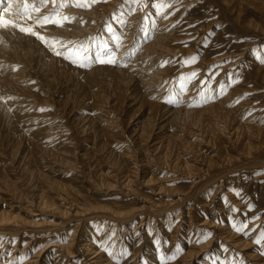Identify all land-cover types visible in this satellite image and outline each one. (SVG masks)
I'll list each match as a JSON object with an SVG mask.
<instances>
[{"label": "bare ground", "instance_id": "obj_1", "mask_svg": "<svg viewBox=\"0 0 264 264\" xmlns=\"http://www.w3.org/2000/svg\"><path fill=\"white\" fill-rule=\"evenodd\" d=\"M184 1L185 3L189 5L190 4L192 5L193 3L190 0H184ZM199 1H201L202 5H208V3H211V1L213 0L211 1L210 0H199ZM8 2L9 0H3V2L0 3V12L3 11V7L7 6ZM24 2H25L24 0H11L12 9L10 10L8 14H5V19H7L8 21L18 26L30 28L31 30L32 29L37 30L39 34L45 36L44 39L47 40L45 41L47 44H51L50 46L53 47L52 45L56 43L57 47L55 48L61 49L60 51H64V52H66L67 48L62 47V45H67L68 47H71V45L68 42H74V43L85 42V41L91 42V40H96L97 42H99L102 39L104 41H107L108 44L113 47L115 51V55L119 59V63L117 64L93 63L90 66L82 68L80 72L94 70L102 74L104 73L105 75H108L106 77L110 76L111 79L112 78L113 79L124 78L125 90L124 89L123 90L126 91V90H129L128 88H131V87L134 88L133 96L136 98L139 96L140 98V106L139 105L138 106L141 108L146 107V118L148 116L149 118L158 120V117L162 116L160 115V113L162 114V112L164 111V114L170 113V114H167V115H170L167 118L169 117L171 118L168 120V122L164 123L161 127L160 126L159 127L164 129L165 126H168L169 124L172 125V122H175V124H177L176 127H172V128L168 127L170 128V130L167 133L165 132L161 133L159 131L161 135L158 139H156L158 137L157 136L158 134L156 135L157 137L155 138L153 137V130H150L149 133L144 132V130L146 131V129L143 130V128L141 127L144 125L143 124L144 121L142 120L141 122H138V123H141L139 124L140 126L135 129V132L133 131L135 133L134 135L136 136V140L138 142L135 140L136 145L134 147V150H132V147H133L132 143L134 141L133 140H129L128 142L125 140L123 141L124 138L122 137L123 129H122V126L120 125V122H121L120 114L119 112H116V108L113 109L115 105L114 107L111 108L107 106L108 104L106 102L105 103L107 105L103 101H99L100 95L94 96L92 99L93 101H91V105L93 108L95 107V111L92 109V111L94 112L93 113L90 112L92 114V117L90 118L91 120H89L88 123L90 124L91 127H93V129L95 127L98 130L100 137H97L99 138L97 139L99 140L98 142H94L96 137L94 140L92 139V137L94 138L93 135L96 134L95 132L90 137V139L93 140L91 142L90 148L87 147L86 149L89 152H90V149L93 150L90 155L92 161L90 163L91 165L89 166H91V169L96 168L95 175L92 177L93 179L94 178L95 179L91 181V183L93 184L92 186L102 192L104 190L105 194H109L113 190H118L117 188H119V190L123 189V191L121 190L122 192L121 195L123 196L132 193V191L135 190L134 186H140L142 188L148 189L149 187H151V185H153L155 182L158 181V177H157L158 171L157 170L159 169L158 168L154 169V167H156L154 166V163H157V161H160V162L162 161L166 165L170 163L171 164V165L169 164L171 166V167L169 166L170 171L172 169L174 170V168L176 169L181 168V170L186 172V174L188 175L185 177L191 178L195 176L196 178L194 179V181L191 182V184L188 183L192 187H194L191 192L184 191V190L181 193L179 192L180 194H177V196L173 200L166 202L167 205L164 207V209H161V210H159L160 208L152 209L148 206L146 207L145 205H143L141 208L136 207L137 208L136 209L131 205L130 206L126 205L125 202L122 201V199L120 198H117L114 201L112 200L111 204L106 203L107 201L103 203V202H100L98 199L92 198L91 195H85L84 193L80 192V190L77 189L75 186H71L69 182H65V181L60 182V181L53 179L54 178L53 174H52L53 178L51 179V175L49 174L50 172L49 169L53 165L51 161V157H50L54 155L53 148L49 147V148L42 149V147H38L40 148V150L42 149V151H36L37 153H35V157H34L35 158L34 166L37 165V167H39L40 169V170L37 169L38 171L37 177H38L39 182L41 183L39 184L41 186V189L38 191V194L34 196L37 202L36 203L37 205L36 204L34 205H36V208L41 207L43 212L45 211H47L48 213L56 212L55 215L57 214V219H54L55 221L51 220L52 222L48 223L46 227H43V228L39 227V229H34L33 232L31 231V234L36 235V236L32 235L28 239L29 241L30 240L33 241V239H35L36 237H38L37 239H39L40 236H42L43 234L45 235L44 237L46 238L49 235H51L50 234L51 231L53 232L56 229L58 230L62 229V227L69 225V223H73L70 226V228H67L68 230L66 229L70 233V235H69V238L67 237V240H66V238L64 237V234L66 231L63 232L62 234L59 235V237L57 238L58 239L57 241H55L54 243H51L50 245L48 244L49 245L48 247L44 246L45 248L44 247L43 249L40 248L39 251L34 252L33 256H31V259L26 258V257L22 258V256L28 250V248H30L28 244L26 243V245H23V243L21 244V240H18V241L16 240L15 245L10 248V253L7 258V262L4 261L3 264H28V262L32 260L33 258L41 259L43 256V253H45L47 249L50 251V253H52L51 256H49V258L48 257L42 258L41 260H44L45 262L52 261V264H59L61 262H65L64 264H70L72 261V257H74L72 256V253L74 252L71 250L76 246H77L76 248H78L79 250H82V252L80 253L83 257H81V261L79 264H83L84 260H87V263H89L88 260L90 259H94L93 261L91 260L92 264H129V263L136 264L138 263L136 259L135 260L130 259L131 253L128 249V245L126 244L127 243L126 241H128L131 238L132 239L131 242L133 244L134 240L139 238V234H138L139 232H137L136 229L139 227V224L141 222H144V223L147 222V225L145 226V229L142 233V240H141V247H145L144 254L141 255V258H143V261L145 258V261L142 262L141 264H162L161 258H163V264H193V259L197 258V253L199 252V250H201V247L199 246L200 244L197 245L199 248H197L196 246L197 250H195L194 249L195 245H193L192 243V240L197 236L196 230H194V232L192 230L191 232L193 235L192 238H187L189 245L187 246L184 252L181 251L182 253L178 254L177 248L175 247L176 257L173 259V261H169L168 257L170 254L169 252L170 247L174 245L173 241L176 239V229L180 227V224L182 225V220L180 218L178 219V217L184 214L185 212H187L188 214L190 213L186 221L187 229H188L186 230V232L189 231L192 225L191 222L193 218L195 219L196 217V216L194 217L196 212L194 211L195 213H193V207L196 204V202H200L199 207H203V209L201 210L203 215L208 216L209 213L211 214V216H208L210 219H205V217L204 218L200 217L201 225L206 224L207 227L213 226L214 228L213 230L215 232L217 230L219 231L220 235L218 236H220L219 238L222 244L225 243L224 245L220 244V246L217 249V252L214 251V255L211 256L210 259L200 260L199 264H214V262L215 264H232L234 255L240 250L242 251V253H239V255L237 254L238 258H241L242 255L243 256L245 255L246 257H248L249 255L250 258L254 259L253 264H264V241L261 242V245L259 244L260 249L259 248L257 249L258 250L257 253L249 252L250 254H247V252H245V249H248L251 247L252 239H254L255 236H258V234L262 230H264V222H263L264 214L262 215L260 219H257V220L250 219L249 220L247 224L248 230L246 229L248 232L238 233L237 231H234V228L231 226L232 218L230 219V215H229L230 213H228L229 210L227 208L228 200L232 196L231 187L234 186L232 185V183L235 182V185H236V183L242 182L243 180L242 177L244 178L247 175H249V178L247 179V181L249 180L248 182L250 183L251 182L250 179L253 178V176L250 173L264 168V63L261 62V58L264 57V40L262 44H257L256 46L255 44L257 42L256 43L248 42L245 45V47L247 51L250 53L249 55H247L246 53L244 54V52H241V54L239 55H241L242 57L239 58L238 61H231L228 64H219V66H216L215 68H213L214 70L212 71V77H214V79L209 89H206V86L205 87L201 86V83L202 82L204 83V80H205L204 78L206 77L204 73H205L206 68L208 67V64H210L211 62L217 59H220L217 57L216 53H215L216 57H212L211 55L199 57L200 59L198 60L197 63L192 64V65L190 64V66L188 67L186 66V68L183 69V71H185L184 73H193V72L197 73V76L194 79H192L191 83L178 80L179 82L177 84H173L174 83L173 80H175V77H174L175 74L173 73V70H174L173 63L174 62L170 63V61L175 59V57L179 55L178 53H181L180 51H184L185 53H189V52L191 53L192 52L191 49L197 46L198 41L201 40V38H203L201 36L204 33V31L200 32L201 29L200 30L199 28L197 29L196 24L192 23V20H191L192 16L184 15V11H186L184 7H181L178 10H173L172 7L174 6V4H176V2L173 3L172 6L169 8L161 9L162 11L161 15H156L157 10L154 8L153 9L148 8L149 10H147L146 12L147 14L145 13L142 14L140 10H135L134 12L130 11L128 15L126 14L127 19L124 20L125 21L123 23L124 26H120L121 28L119 27V29L116 28L115 31L114 29H112L113 33L111 36L109 35L110 33L106 31L107 28L102 30L101 32L102 35L98 36L97 33L104 19L111 13L110 11L112 10V7L116 6L118 2H121L120 0H107V1L102 0V1H98L94 3L93 5H91V7H87V8L73 6L71 0H69L67 6L65 7H60L59 3H57L56 6H53L52 3H48L46 6H39L40 0H27L26 1L27 5L30 6L29 8L30 12L27 10V8L25 9V12L27 10L31 15L30 14L24 15L20 11V7L22 6V4H24ZM219 2L222 5L227 6V8L224 11L221 9L220 10L221 12L223 11L222 12L223 14L225 12V15L227 14L230 16V19H231L230 24H236V26L233 25L234 28L232 29L233 30L237 29V32L235 31L233 33L226 32L227 30L225 27H227L228 29L229 26H225L224 27L225 29L220 28L217 32L221 33V36L219 37L218 33H216V36H218L217 37L218 39L215 40L216 41L215 43H217L218 41H223L224 45L226 44L228 45L229 43L231 44L234 40L240 37L238 29L243 30L244 33L253 32L255 35H257L255 37L257 39L262 40L264 38V3H263L264 1L263 0H219ZM135 5L136 4L127 2V5L125 4V6L120 10L122 11L121 15L125 14L126 11L128 12L127 9H130V8L136 9L138 5L136 8H135ZM37 8H39V11L36 10ZM53 13H55V15H53ZM169 13H174V14L170 15ZM45 16H52L53 20L60 21L61 23L60 24L52 23V22H48L44 24L39 23V21H41L42 18ZM143 16H144V20H143ZM64 17H67V19H63ZM117 21L119 24L121 23L120 21H122V19H119ZM153 21L155 22V27L152 26ZM139 22L141 23L144 22V33L139 38L137 37L138 40L135 43L132 42V45H130L131 40L133 39L134 34H135V29L137 28ZM212 22L210 21L209 23H207V25L209 26ZM111 23H114V21ZM111 23L108 26H112ZM201 27H204V26H201ZM12 29L16 30L15 27H11V26H9L7 29H0V98H2L0 99V124H1V127L3 124V126H6L7 129L12 124L11 118H10L11 113L16 115L18 118L22 117L21 114L26 112L27 107L33 104L31 103L32 101L27 102V100H30V98L34 96L33 95L34 91L32 92L33 89H30L29 88L30 86L24 85L22 80L26 79L24 77L28 75V70H30L29 66L31 62L33 61L37 62L38 57H40V54L42 53V49H40L41 52H39V56L33 59L31 54L32 52H34L35 46H38L37 45L38 43L34 40L36 37L34 36L35 37L34 38L33 36H30V35L28 36L27 34L25 35L24 33H21V32H20L21 34H18L17 32L19 31L13 32L14 30ZM190 34H193V35H190ZM58 37L63 38V41H58L59 40ZM193 37L195 39L191 42L192 47H189V50H182L181 49L182 46L178 45V41L181 39H187V38L191 39ZM53 38H56V40ZM136 43L139 45V48L135 50L136 51L135 52L134 46L136 45ZM215 43H213L215 47L213 48L214 50L218 49V47H216L217 44L215 45ZM220 48H222V46ZM229 51H230L229 52L230 54L231 50ZM191 54H193V52ZM52 55H56V54L52 53L50 55L51 57L48 58L49 60L47 61L49 63L52 62L56 64L61 69L65 68L67 70V67H68L67 61L62 60L64 56L60 55L61 58L60 57L55 58ZM58 56L59 55H56V57ZM226 56H222V57L226 58ZM14 57H17V60H18L17 63L13 61ZM184 57L185 56L177 57V62L175 63H178L181 60V58H184ZM186 58L187 57H185V59ZM165 61H167V63L164 64V66H161V64L164 63ZM14 64H17V65H14ZM234 66H236L235 67L236 69L231 71ZM72 71L70 70V72ZM79 78L82 79V77H79ZM91 78H93V76ZM233 81H238V82L233 83ZM100 82H97V84ZM181 84H186V90L183 92L180 90ZM118 85L120 86V83ZM113 90L115 91L117 89L114 88ZM119 90L122 91V89L120 88ZM119 90L117 92L116 97H117V102H119V109H120L121 105L123 106L124 104L123 100L126 97L125 96L126 93L123 91L119 92ZM70 91L71 90H69L68 92ZM246 91H248L249 94L247 96H244L243 99H241L242 98L241 94ZM201 92L205 93V96H201L200 95ZM14 95H17V96L19 95V96L15 98L13 97ZM73 96H76V92H75V95ZM8 97H13V99L9 100L7 99ZM83 97L85 96L82 95V98ZM206 97H211V99H207V102H204ZM32 98L34 99V97ZM113 98L115 99V97ZM77 99L79 100V98ZM130 100H131V97H130ZM163 100L165 101L172 100L174 102L163 103ZM238 100L239 102H237ZM5 101H7L8 103ZM196 103H199V106H191ZM16 105H18V107H15ZM19 105H23L27 107H23ZM61 106L59 105L61 109L63 107L65 108V106H62V107ZM97 106L98 107L101 106V108L99 109ZM96 107H97V110H96ZM84 108L86 109L85 106ZM88 110L89 109H87V111ZM65 113L67 114L68 112L65 111ZM31 114L33 115V112ZM68 114L67 116L65 115L66 119L69 117ZM51 115L49 117L45 116L46 118H49L48 121H44L43 119L44 122H47L46 127L45 126L41 127L43 126L42 124L41 126L36 127L35 131L33 130V133L37 135V138L38 136L39 138L41 136H42L41 138H43L45 134H47V131L45 129L47 130L49 129L48 134H50V136L52 137V141H55V143H57L58 145L62 147L66 146L67 144L65 145V143H67V141L70 140L73 129L72 131L69 129L70 127L67 125L65 119L57 118V115L56 117L54 115L52 116ZM86 116L87 115H84L81 117L82 118L84 117L83 119H85ZM182 116L187 117V120H190L188 125L185 127H184V124L183 126L178 125L180 121L178 123L177 121H174L177 117L180 118ZM197 116L203 119L204 121V122L202 121L203 124L205 123L204 125L206 126L205 134L204 132H202V134L200 135L197 133L195 134L193 133L194 130L192 126L190 125L192 124V121L195 122L194 118ZM162 117H164V115ZM28 118H29V115H28ZM132 118L131 120H133ZM167 118H166V121H167ZM17 123L18 124L20 123L19 120H17ZM31 124L32 122L30 123V125ZM36 124L34 123V125ZM38 124L40 125V123ZM85 124L87 123L85 122ZM199 124L200 123L197 122L198 126ZM21 126L24 127V125H21ZM72 126H75V124H73ZM153 126L155 125L153 124ZM91 127L89 129H91ZM89 133H91V131ZM89 133L87 135V139L90 136ZM48 134L47 136H49ZM196 134L199 135L197 137V140L194 139V141H192L190 139L191 137L188 138V136L190 135L196 136ZM4 135H6V133ZM82 135L84 134L82 133ZM30 136H33V135H30ZM126 138L128 139V137ZM32 141L34 144L38 146H42L41 143L38 144L37 141L35 140H32ZM84 141H86L85 138H84ZM49 144H52V143H49ZM200 144L203 147H209L210 150H213V155L201 153L200 152L201 148L197 147ZM47 145L45 147H47ZM68 147L67 148L65 147V148L68 149ZM106 150H108V153H107L108 155L109 153L111 154L110 157L107 158V161L105 160L106 154L105 156L101 155V152L106 153ZM205 151H207L206 148H205ZM67 152H69V150ZM151 152L153 153L151 154ZM3 156L4 155H2V158ZM81 156L83 155L81 154ZM85 156L86 157L88 156L89 158V155H85ZM68 157L70 158V156ZM69 158L68 160L70 161H66V162L68 164L70 163L71 164L70 166L72 168V166H74L76 162L74 161L75 160L74 157H73V160ZM2 161H4V159ZM64 163L65 162H63V164ZM6 166L7 165L0 166L1 168L0 176L2 175L0 177L1 178L0 182L8 181V179L4 180V177L5 178L7 177L6 172L8 168H6ZM43 167H45V170ZM108 169L111 171H109ZM10 170L12 172V167L10 168ZM259 172L260 173H258L253 178L252 184L255 186V188L257 187L256 184L258 182H262V180L264 182V170H261ZM92 178H90V174L87 173L86 180H90ZM12 182H15V181H12ZM14 184L15 183H13V185ZM158 184H161V183H158ZM261 185L262 186H260V188L261 187L264 188L263 187L264 183H262ZM1 186L2 185H0V188L2 189L3 186L2 187ZM158 186L159 188H162V185H158ZM125 190H128V191H125ZM262 192H263V189H262ZM99 194L101 193L99 192ZM191 199H193L191 204H188V202ZM247 199H246V202H247ZM259 199L257 197V199L255 200H259ZM13 201L10 203L16 202V200L14 202ZM58 202H61V204ZM213 202L214 203L217 202V204L220 205L218 207L219 209H217L216 211L218 214L216 213L214 214V211H212L214 210V207H212L213 205L208 207ZM246 202L245 204L248 203ZM7 204L8 202L6 203V205ZM188 205H189V208L186 209V206ZM15 206H16V203H15ZM12 207L16 208L18 206L16 207L12 206ZM18 208H20V204ZM176 208H179V211H177L178 217L177 218L175 217L176 219L174 221L176 222L173 224V228L171 227L172 230L168 234L169 237L167 236V230L164 232L165 239L169 238L170 241L168 242L166 246V252L161 253L160 245L158 244L159 246L155 247L153 244V241L151 242V239H153L154 237H156L157 242H159L160 235L154 236L156 235L154 233L155 230L153 229L154 221H153V224H151L150 220H148V217L155 215V221H156V215H158L159 212L164 211V210L168 211L169 209L174 210ZM18 210H21V209H18ZM14 211L13 210L7 211V210H3L2 208L0 211V236H4L6 239H8L9 236L11 237V235H15L19 233L21 230H24L23 227H21V225L27 221V220L24 221L23 219H21L20 216L14 213ZM30 212L29 214L31 215ZM250 213L251 212H246L245 216H247ZM166 215L167 214H165V216ZM215 215L220 216L221 221L219 223H214ZM236 215L233 216L232 222L236 221L235 220L237 217ZM87 222L90 223L88 230L85 232L83 236L79 235L82 229V226L86 224ZM126 223H131L127 229V231H129V236L127 238L120 237V239H118L119 238L118 236H117L118 238L113 236V238L110 239L109 236L106 237V235H108L109 232H112L113 235L115 234L118 235L119 226L121 227V225L126 224ZM166 223H168V221H166ZM35 226L37 227V224ZM195 228L196 227H194V229ZM124 230L125 228L123 229V232ZM54 237H56V235ZM5 241L3 242V244L5 243ZM179 241H180L179 242L180 244L183 243V239H180ZM105 243H109V246L106 245V247H104ZM131 248H132L131 252L135 251L134 253H136L138 251L137 248H134V247H131ZM228 249L232 251L231 261H228V259L226 260L224 256L226 251H228ZM90 256L91 258H88ZM154 257H156V259H154Z\"/></svg>", "mask_w": 264, "mask_h": 264}, {"label": "rangeland", "instance_id": "obj_2", "mask_svg": "<svg viewBox=\"0 0 264 264\" xmlns=\"http://www.w3.org/2000/svg\"><path fill=\"white\" fill-rule=\"evenodd\" d=\"M24 4H22V6L20 7V11L24 14V15H29L30 13V6L27 5V0H24ZM98 1H102V0H98ZM107 1V0H105ZM121 2H118L116 4V6H113L112 7V10L110 11L111 13L104 19V21L102 22V25L101 27L98 29V36L99 35H102V30L106 29L107 26L114 21V23H111V28L115 29H119L120 26H124V20H126L127 18V15L128 13L131 11H135V10H140V12L142 14H147V10H149L148 8H152L150 5H145L143 3H140V4H136L135 5V8L136 9H133V8H130V9H127L128 12L124 11L125 14L121 15V12L120 11L124 6L125 4L127 5V2L126 0H120ZM192 3V5L190 4H187L185 3L184 0H177L176 1V4H174V6L172 7L173 10H178L180 9L181 7H184V9L186 11H184V15L185 16H192L191 20H192V23L196 24L197 26V29L199 28L200 32L201 31H204V35L202 34L201 37V40L198 41L197 43V46L196 47H193L192 52L193 54H191L190 52L189 53H185L184 51H180L181 53H178L179 55L175 57V59L171 60L170 63H173L174 65V70H173V73L175 74V80H173V84H177L180 80L179 78L181 76H187L186 74H189V73H184L185 71H183L184 68H186V66L182 63V61H184L185 57L187 58H190V57H193V56H196L197 57V60L195 63L198 62V60L200 59L199 57H202V56H212V57H217L220 58V59H217L213 62H211L210 64H208V67L206 68L205 70V73L204 75H206V77L204 78V83H201V86H206V89H209V87L212 85V81L214 79V77H212V71L214 70L213 68H215L216 66H219V64H228L229 62L231 61H238L239 58H241L242 56L239 55L241 54V52H244V54L246 53L247 55H249L250 53L247 51L245 45L248 43V42H257L255 44V46L257 44H262L264 38L261 40V39H257L255 38L257 35H255L253 32L249 33V32H246L244 33L243 30H240L238 29V32H239V38L234 40L231 44L229 43L228 45H224L223 41H218L217 43H215L218 38V36L220 37L221 36V33H218L217 31L222 28V29H225L226 28V32H231L233 33L234 31L237 32V29H232L234 28L233 25L236 26V24H230V16L229 15H225V12L224 14L222 13L226 8L227 6L225 5H222L219 0H213L211 1V3H208V5H202L201 1L199 0H190ZM264 1V0H263ZM154 2H157L159 3L160 0H154ZM181 2V3H180ZM195 2V3H194ZM213 3V4H212ZM264 3V2H263ZM181 4V5H180ZM201 4V5H200ZM210 4V5H209ZM27 5V7H26ZM93 5V4H92ZM218 7H217V6ZM41 6V5H39ZM38 6V7H39ZM178 6V7H177ZM204 6V7H203ZM134 7V6H133ZM221 7V8H220ZM27 8V11L25 12V9ZM116 8V9H115ZM208 8V9H207ZM153 9V8H152ZM151 9V10H152ZM223 10L221 12V10ZM213 10V11H212ZM220 10V11H219ZM26 14H25V13ZM217 12V13H216ZM187 13V14H186ZM215 15H214V14ZM127 14V15H126ZM31 15V14H30ZM183 15V16H184ZM145 16V15H144ZM144 16H143V20H144ZM226 16V18H225ZM219 17V18H218ZM197 18V19H196ZM222 18V19H221ZM119 19H122V21H120L121 23L118 24V21ZM194 20V21H193ZM214 20V21H213ZM217 20V21H216ZM111 21V22H110ZM199 21V22H198ZM212 22L209 26L207 25V23L209 22ZM227 21V22H226ZM204 22V23H203ZM218 22V23H217ZM224 22V24H223ZM226 23V24H225ZM230 25H229V24ZM121 24V25H120ZM201 24V25H200ZM203 24V25H202ZM205 24V25H204ZM119 25V26H118ZM207 25V26H206ZM199 26V27H198ZM201 26H204V27H201ZM225 26H229L228 29L227 27ZM225 27V28H224ZM121 28V27H120ZM204 28V29H203ZM14 30V29H12ZM233 30V31H232ZM19 31L17 28L16 30H14L13 32H17ZM32 31L36 32L39 34V32L35 29H32ZM243 31V32H241ZM17 32L18 34H21V33H24L26 35L25 32ZM113 33V31H112ZM112 33H110L109 35L111 36ZM144 33V22L141 23L139 22L138 23V26L137 28L135 29V34H134V37L133 39L131 40V43L130 45H132V42H136L138 39L137 37L139 38L142 34ZM216 33H218V36H216ZM251 35H249V34ZM14 34V33H13ZM28 36H33L31 34H27ZM40 36L42 37H45L41 34H39ZM190 35H193V34H190ZM189 35V36H190ZM242 35V36H241ZM249 35V36H248ZM260 35V34H259ZM188 36V35H187ZM214 36V37H213ZM34 37V36H33ZM32 37V38H33ZM36 37V36H35ZM34 37V38H35ZM259 37V36H258ZM33 38V39H34ZM59 40L58 41H63V38L61 37H58ZM37 37L34 39L38 44V46H35V50L34 52H32L31 56L32 58H36L37 56H39V52L40 49H42V53L40 54V57H38V60L37 62L33 61L31 62L30 64V70H28V75H26V77L24 78H28L27 80L24 79L22 80V82L24 83V85L26 86H30L29 88L30 89H33L32 92H33V95L32 97H34V99L31 97L30 100H27V102H31L34 104L30 105V106H23V105H19V106H23V107H27V111L22 113L21 116L22 117H17L16 115H14L13 113L10 114V118H11V125L10 127L7 129L6 126H3L2 124V127H1V124H0V166H6L7 169V172H6V175L7 177L5 178L4 177V180L5 179H8V181H4V182H0V185L3 186V190L0 188V211H1V208L3 210H7V211H11V210H15L14 213L17 214L18 216H20L21 219H23L24 221L27 220L24 224L21 225V227H23L24 230H21L19 233L15 234V235H11V237L9 236L8 239H6L4 236H0V264H3L4 261L7 262V258L9 256V253H10V248L13 247L15 245V242L16 240H21V244L23 243V245H26V243L28 244V246L30 248H28V250L26 251V253L22 256V258H30L31 259V256H33L34 252H37L41 249H43V247H48L51 243H54L55 241H57L58 237L60 234H62L63 232H65L64 234V237L66 238L67 240V237L69 238V235L70 233L67 231L68 229L67 228H70V226L73 224V223H69V225H66L64 227H62V229H56L54 230L53 232L51 231L50 234L48 237H44L45 235L43 234L42 236H40L39 239H37L38 237H36L35 239L30 240L29 241V237H31L33 234H31V231L33 232L34 229H39V227H46L48 225V223H51L52 221H55L54 219H57V214L55 215L56 212H52L54 214H52L51 212H43V210L41 209V207L39 208H36V198L34 197L35 195L38 194V191L41 189V186L39 184H41L38 180V170L39 167L34 166L35 163H34V157H35V153H37L36 151H42V149L44 148H53V152H54V155L50 156L51 157V161H52V166L51 168L49 169V174L51 175V179H55L57 181H65V182H69V184L71 186H75L77 189L80 190V192L84 193L85 195H91L92 198L94 199H98L100 202H103L105 203H109L111 204L112 200H116L117 198H120L122 199V201L125 202L126 205L128 206H133L134 208L138 207V208H141L143 205H145L146 207H150L152 209H157V208H160L159 210L161 209H164V207L167 205L166 202L170 201V200H173L177 194H180L181 192L184 191H192L194 187H192L190 184L192 181H194V179L196 178L195 176L193 177H185V176H188L186 174V172H184L183 170H181V168L179 169H176L174 168V170L172 169L170 171L169 169V166L170 165H166L164 164L162 161V164L160 161H157V163H154V169H159L157 170V177H158V181L155 182L153 185H151V187H149L148 189H145V188H142L140 186H134L135 190L132 191V193L128 194V195H121L122 192L121 190L123 191V189L119 190V188H117L118 190H113L111 191L109 194H105L104 190L103 192L100 191V190H97V188H94L91 183L92 180H94L92 177L95 175V171H96V168H93L91 169V153L93 150L90 149V152L87 149L90 148L91 146V142L94 140V142H98L99 138L97 137H100L99 135V132L98 130L94 127H91L90 124L88 123L89 120H91L90 118L92 117V114L94 111H95V107L93 108L92 105H91V101H93V97L96 96V95H100V100L99 101H103L107 106L109 107H115L113 109L116 108V112H119L120 114V119H121V122H120V125L122 126V129H123V133H122V137L124 138L123 141H129V140H133L131 142L133 147H132V150H134V147H135V142L137 141L136 140V136L134 135L135 133V129L137 127H139L141 123H138V122H141L142 120L144 121L143 126H141L144 129H146V131L144 130V132L146 133H149L150 130H153V137H157L156 139H158L161 135L162 132H169L170 128L172 127H176L177 124H175V122H172V125L169 124L168 126H165L164 129L160 128L164 123L168 122V120L171 118H167L168 116L170 115H167V114H170V113H165L164 114V111L162 112V114L160 113V115H164V117L162 116H159L158 117V120H154L152 118H149L147 116L146 118V107L143 109L140 106V98L139 96L136 98L133 96L134 94V88L131 87V88H128L129 90H125V80L124 78H117V79H111V77H106L108 75H105L104 73H100V72H97V71H94V70H89V71H83V72H80V70L84 67H80L78 66L77 64H74L72 63L69 59H66L63 57L62 60L64 61H67V64H68V67H67V70L65 68H60L58 67L56 64L52 63V62H48L47 60H49L48 58H50L51 54L52 53H56L57 51L59 52H64V51H60L61 49H57L55 47L56 46V43L54 45H52L53 47H51L50 45L51 44H47L45 41H47L46 39H44L43 41L40 40V39H37ZM56 40V38H53ZM195 38H187V39H181L178 41V45L182 46L181 49L182 50H189V47H192L191 45V42L194 40ZM39 40V41H38ZM186 40V41H185ZM190 40V41H189ZM251 40V41H250ZM96 41V40H95ZM99 41V40H98ZM237 41V42H236ZM244 41V42H243ZM97 42V41H96ZM101 42H104V40L102 39L101 41L97 42V43H101ZM260 42V43H259ZM211 43V44H210ZM216 45V47H218V49H213L215 48L214 47V44ZM219 43V45H218ZM223 45H222V44ZM40 44V45H39ZM206 45V46H205ZM213 45V46H212ZM222 48H220L221 46ZM227 46V48H226ZM229 46V47H228ZM240 46V47H239ZM50 48V49H49ZM133 48V47H132ZM134 51L137 50L139 48V45L136 43V45L134 46ZM232 48V49H230ZM52 49V50H51ZM214 51H213V50ZM56 50V51H55ZM195 50V51H194ZM217 50V52H216ZM229 50H231V53L229 54ZM243 50V51H242ZM245 50V51H244ZM67 51V50H66ZM136 52V51H135ZM223 52V53H222ZM228 52V53H227ZM248 52V53H247ZM196 53V54H195ZM216 53V55H215ZM43 54V55H42ZM185 54V55H184ZM190 54V55H189ZM229 57H227V56ZM239 55V56H238ZM48 56V57H47ZM53 57L55 58H61V56L59 55L58 57H56V55H52ZM63 56V55H62ZM179 56H185L184 58H181V60L178 62V63H175L177 62V57ZM221 56V57H220ZM222 56H226L225 57H222ZM42 59V60H41ZM13 61H15L17 63V57H14ZM35 62V63H34ZM223 62V63H222ZM48 63V64H47ZM195 63H192V64H195ZM21 64V63H20ZM191 64V65H192ZM14 65H17V64H14ZM19 65V64H18ZM178 65V66H177ZM181 66V67H180ZM190 66V65H187V67ZM33 67V68H31ZM76 67V68H75ZM236 66H234L232 68L231 71L235 70ZM69 68V70H68ZM181 68V69H179ZM78 69V70H77ZM64 70V72H63ZM70 70L72 72H70ZM177 70V71H176ZM31 71V72H30ZM75 71V73H74ZM94 71V73H93ZM62 72V73H61ZM179 72V73H177ZM93 78H91L92 76ZM96 73V74H95ZM99 73V74H98ZM66 74V76H65ZM75 74V75H74ZM86 74V75H85ZM103 76H102V75ZM31 75V76H30ZM78 75V76H77ZM84 75V76H83ZM95 75V77H94ZM30 76V77H28ZM72 76V77H70ZM75 76V77H74ZM61 77V78H60ZM68 79H67V78ZM79 77H82L79 78ZM97 77V78H96ZM102 77V78H101ZM38 78V79H35ZM109 78V80H108ZM63 79V80H62ZM65 79V80H64ZM67 79V80H66ZM87 81H86V80ZM99 79V80H97ZM103 79V80H102ZM73 80V81H72ZM77 80V81H75ZM95 80V81H94ZM97 80V81H96ZM113 80V81H112ZM115 80V81H114ZM121 80V81H120ZM75 81V82H74ZM93 81V82H92ZM110 81V82H109ZM118 83H117V82ZM83 82V83H82ZM95 82V84H94ZM97 82H100L97 84ZM116 82V83H115ZM123 82V83H122ZM27 83V84H25ZM30 83V84H29ZM32 83V84H31ZM74 83V84H73ZM120 83V86L118 85ZM39 84V85H38ZM94 84V85H93ZM97 84V85H96ZM102 84V85H101ZM34 85V86H33ZM36 85V86H35ZM116 86V87H115ZM171 87V86H170ZM208 87V88H207ZM114 88H116L117 90H113ZM122 89L123 92H125V99L123 100L122 104L123 106L121 105V108L119 109V102H117V92L118 90ZM124 89V90H123ZM65 90V91H64ZM69 90H71L70 92H68ZM86 90V91H85ZM56 91V92H55ZM121 90H119L120 92ZM121 91V92H122ZM68 92V93H67ZM75 92H76V96H73L75 95ZM88 92V93H87ZM248 91L246 92H243L241 94V97H244L246 96L245 94H249V92L247 93ZM60 93V94H58ZM116 93V94H115ZM128 93V94H127ZM131 93V94H130ZM68 94V95H66ZM91 94V95H90ZM95 94V95H94ZM119 94V93H118ZM13 95V94H11ZM81 95V96H80ZM82 95L85 96L82 98ZM19 96V95H18ZM17 95H14L13 97H18ZM90 96V97H89ZM92 96V97H91ZM102 96V97H101ZM128 96V97H127ZM71 97V98H70ZM76 97V98H75ZM88 97V98H87ZM115 97V99L113 98ZM130 97H131V100H130ZM66 98V99H64ZM73 98V99H72ZM79 98V100L77 99ZM90 98V100H89ZM72 99V100H70ZM81 99V100H80ZM84 99V100H83ZM134 99V100H132ZM166 99V97H165ZM58 100V101H57ZM62 100V101H61ZM64 100V101H63ZM75 100V101H74ZM90 102H89V101ZM128 100V101H127ZM138 100V102H137ZM241 100V99H239ZM132 101V102H131ZM136 101V102H135ZM7 102V101H5ZM61 102V104H60ZM69 104H67V103ZM72 102V104H71ZM118 104H117V103ZM134 102V103H133ZM8 103V102H7ZM65 103V105H64ZM75 103V104H74ZM137 103V104H136ZM163 103H166L165 100H163ZM63 104V105H62ZM74 104V105H73ZM78 104V105H77ZM84 104V105H83ZM112 106H111V105ZM134 104V105H133ZM58 105V107H57ZM59 105L61 106H65V108L63 107L62 109L59 107ZM74 107H73V106ZM96 105V104H95ZM118 105V106H117ZM139 105V106H138ZM55 106V107H54ZM61 106V107H62ZM67 106V107H66ZM84 106L86 107V109L84 108ZM88 106V107H87ZM134 106V107H133ZM15 107H18V105H16ZM31 107V108H30ZM54 107V108H53ZM72 107V108H70ZM77 107V108H76ZM92 107V108H91ZM98 107V106H97ZM97 107H96V110H97ZM35 108V109H34ZM58 108V109H57ZM60 108V109H59ZM99 109L101 108V106L98 107ZM141 108V109H140ZM40 109H45V111H40ZM65 109V110H63ZM71 109V110H70ZM87 109H89L87 111ZM92 109L94 111H92ZM133 109V110H132ZM138 109V110H137ZM62 110V111H61ZM70 110V111H68ZM76 110V111H75ZM119 110V111H118ZM124 110V111H123ZM136 110V111H135ZM140 110V111H139ZM68 112L70 114H68V118L66 119V116L67 114L65 113ZM80 111V112H79ZM33 112V115L31 113ZM45 112V114H44ZM47 112V113H46ZM54 115L56 117L57 115V118H62V119H65L67 125L70 127L69 129L72 131V136L70 138L69 141H67V143H65L66 146H60L58 145L57 143H55V141H52V137L50 136V134H48V131L49 129H45L47 131V134L49 136H47V134H45V136L43 138H37V135L33 133V130L35 131L36 127L38 126H41L43 124V126L41 127H46L47 125V122H44V121H48L49 118H46V117H49L51 115ZM55 112V113H54ZM59 112V113H58ZM72 112V113H71ZM91 112V113H90ZM145 112V114H144ZM30 113V114H29ZM37 113V115H36ZM65 113V114H64ZM129 113V115H128ZM133 115H132V114ZM13 114V116H12ZM72 114V115H71ZM125 114V115H124ZM136 114V115H135ZM28 115H29V118H28ZM44 115V116H43ZM51 115V116H52ZM64 115V116H63ZM66 115V116H65ZM84 115H87L86 116V120L83 119L81 116H84ZM27 116V117H26ZM33 118H32V117ZM46 116V117H45ZM63 116V117H62ZM77 116V117H76ZM80 116V117H78ZM130 116V117H129ZM25 117V118H24ZM37 117V118H36ZM76 117V118H75ZM134 117V118H132ZM180 117V118H176L174 121H177V123L180 121V123H178L179 126H183L184 124V127L188 125V123L190 122V120H187V117ZM39 118V119H38ZM71 118V119H70ZM75 118V119H73ZM79 118V119H77ZM131 118L133 120H131ZM160 118V119H159ZM166 118H167V121H166ZM186 118V120H185ZM201 117L197 116L194 118V121H192V124L190 126H192L193 130H194V134L197 133V134H202V132H204L205 134V129H206V126L205 123L203 124V119L201 120L200 119ZM14 119V120H13ZM27 119V120H26ZM29 119V120H28ZM44 119V121H43ZM82 119V120H81ZM88 119V120H87ZM138 119V120H137ZM184 119V120H183ZM199 119V120H198ZM17 120H19V124L17 123ZM69 120V121H68ZM197 120V121H196ZM15 121V122H14ZM32 124L30 125L31 122ZM39 121V122H38ZM41 121V122H40ZM60 121V120H59ZM62 121V120H61ZM71 121V123H70ZM77 121V123H76ZM79 121V122H78ZM88 124H85V122ZM132 121V122H131ZM200 121V122H199ZM203 121V122H202ZM131 122V123H130ZM137 122V123H136ZM155 122V123H154ZM197 122L200 123L199 126L197 125ZM202 122V123H201ZM17 123V124H16ZM34 123L36 125H34ZM40 123V125L38 124ZM46 123V124H45ZM146 123V124H145ZM155 126H153V124ZM158 123V124H157ZM174 123V125H173ZM73 124H75V126H72ZM84 124V125H83ZM152 124V125H151ZM196 124V125H195ZM203 124V125H202ZM15 125V126H14ZM21 125H24L21 126ZM80 125V127H79ZM83 125V126H82ZM87 125V126H86ZM151 125V126H150ZM21 126V128H20ZM86 126V127H85ZM89 126V127H88ZM130 126V127H129ZM132 126V127H131ZM160 126V127H159ZM202 128H201V127ZM12 127V128H11ZM16 127V128H15ZM73 127V128H72ZM91 127V129H89ZM154 127V128H153ZM170 127V128H168ZM205 127V128H204ZM20 130H19V129ZM84 130H83V129ZM168 128V129H167ZM204 128V129H203ZM17 129V130H16ZM22 129V130H21ZM162 129V130H160ZM199 129V130H198ZM4 130V131H3ZM82 130V131H81ZM6 131V132H5ZM91 131V133H89ZM133 133H132V132ZM148 131V132H147ZM161 133H160V132ZM10 132V133H9ZM81 132V133H80ZM85 132V133H84ZM89 133V137L87 139V135ZM96 132V134H94ZM6 133V135H4ZM29 133V134H27ZM82 133L84 135H82ZM87 133V134H86ZM130 133V134H129ZM82 136H81V135ZM94 134V135H93ZM158 134V135H157ZM196 136H188V138H190L192 141L197 140V137L199 135ZM21 135V136H20ZM24 137H23V136ZM27 135V136H25ZM30 135H33V136H30ZM94 136V138L92 137V139H90L91 136ZM99 135V136H98ZM157 135V136H156ZM84 136V137H83ZM125 136V137H124ZM138 136V135H137ZM47 137V139H46ZM74 137V138H73ZM128 137V139L126 138ZM134 137V138H132ZM27 138V139H26ZM50 140H49V139ZM84 138L86 141H84ZM193 138V139H192ZM26 139V140H25ZM46 143H45V141ZM200 139V138H198ZM10 140V141H9ZM32 140H35L39 143H41L42 146H38L36 144L33 143ZM41 140V142H40ZM88 140V141H87ZM136 140V141H135ZM9 141V142H8ZM18 141V142H17ZM23 141V142H21ZM49 143H52V144H49ZM76 142V143H75ZM138 142V141H137ZM83 143V144H82ZM89 143V144H88ZM48 144V145H47ZM85 144V145H84ZM47 145V147H45ZM77 147H76V146ZM83 145V146H82ZM203 145V144H202ZM30 146V147H29ZM69 146V147H68ZM201 144L197 147L201 148L200 149V152L201 153H206V154H210V155H213V150H210L209 147H203L201 146ZM33 147V148H32ZM38 147H42V149L40 150V148ZM60 147V148H59ZM68 147V149L66 148ZM30 148V149H29ZM65 151H64V149ZM71 148V149H70ZM83 148V149H82ZM205 148L207 149V151H205ZM118 149V148H117ZM204 149V150H203ZM69 150V152H67ZM74 150V152H73ZM204 152H203V151ZM5 151V152H4ZM44 151V150H43ZM87 151V152H86ZM211 151V152H210ZM65 152V153H64ZM85 152V154H84ZM149 152V151H148ZM4 153V154H2ZM32 153V154H31ZM87 153V154H86ZM89 153V154H88ZM103 153V154H102ZM108 153V150H106V153L104 152H101V155H104L106 154V161H107V158L110 157V153L109 155L107 154ZM112 153V152H111ZM153 152H151L152 154ZM34 154V155H33ZM66 154V155H65ZM70 154V155H68ZM81 154L84 156H81ZM188 154V153H186ZM2 155L3 158H2ZM59 155V156H58ZM85 155H89V158L88 156L86 157ZM113 155V154H112ZM33 156V157H31ZM70 156V158L68 157ZM5 157V158H4ZM33 159H31V158ZM53 157V158H52ZM59 157V159H58ZM73 157H74V161L76 162L74 164V166H72L71 168V164L67 163L66 161H70L68 160L69 159H72L73 160ZM83 157V158H82ZM2 158V159H1ZM8 158V159H7ZM62 158V159H61ZM4 159V161H2ZM24 159V160H23ZM22 160V161H21ZM30 160V161H29ZM61 160V161H60ZM71 160V161H72ZM18 161V162H17ZM21 161V162H20ZM28 161V163H27ZM65 162L63 164V162ZM3 162V163H2ZM16 162V163H15ZM31 162V163H30ZM82 162V163H81ZM86 162V163H85ZM160 162V163H159ZM15 163V164H14ZM24 163V164H23ZM26 163V164H25ZM62 163V164H61ZM74 163V162H73ZM11 164V166H10ZM59 164V165H58ZM61 164V165H60ZM78 164V165H77ZM156 164V165H155ZM86 165V166H85ZM15 166V168H14ZM34 168H33V167ZM163 166V167H162ZM12 167V172L10 170V168ZM66 167V168H65ZM167 167V168H166ZM171 167V166H170ZM44 170H45V167H43ZM79 168V169H78ZM54 169V170H53ZM56 169V170H55ZM59 169V170H58ZM1 170V168H0ZM94 170V171H93ZM109 170V169H108ZM261 170H264L261 169ZM261 170H257V171H254V172H251L250 174L253 176V178L258 174L260 173L259 171ZM65 171V172H64ZM89 171V172H88ZM111 171V170H109ZM178 171V172H177ZM40 172V171H39ZM78 172V173H77ZM90 174V180H86V177H87V173ZM12 173V174H10ZM93 173V174H92ZM263 173V172H262ZM53 174V176H52ZM10 175V176H9ZM57 175V176H56ZM84 175V176H83ZM2 176V175H1ZM0 176V177H1ZM84 178V180H83ZM249 178V175H247L246 177H242V182H238L236 183L235 185V182H231L232 186L231 187V198L228 200V210L230 213V219H231V222L233 220V216H235L236 214V221H241L245 219H247L248 221L250 219H253L255 218L254 220H257V219H260L262 217V215L264 214V188H260V186H262L261 184L264 183L263 180L262 182H258L256 184V188L255 186L252 184L253 182V178L250 179L251 182L249 183L247 181V179ZM13 179V180H12ZM88 179V178H87ZM165 180V181H164ZM0 181H1V178H0ZM12 181H15V182H12ZM37 181V182H36ZM90 181V182H89ZM161 181V182H160ZM248 182V184H247ZM255 182V180H254ZM2 183V184H1ZM7 185H6V184ZM13 183H15L13 185ZM158 183H161V184H158ZM163 183V184H162ZM190 183V184H188ZM158 185H162V188H159ZM247 185V187H246ZM250 185V186H249ZM1 186V187H2ZM36 186V187H35ZM153 186V187H152ZM254 186V188H253ZM264 187V186H263ZM15 188V189H14ZM89 188V189H88ZM157 188V189H156ZM247 188V189H246ZM22 189V190H21ZM154 189V190H153ZM180 189V190H179ZM190 189V190H189ZM252 189V191H251ZM262 189H263V192H262ZM5 190V191H4ZM37 192H36V191ZM30 191V192H29ZM92 191V192H90ZM125 191H128V190H125ZM246 191V192H245ZM8 194H7V193ZM16 192V194H15ZM27 192V194H26ZM99 192L101 194H99ZM149 192V193H148ZM180 192V193H179ZM250 192V193H248ZM35 193V194H34ZM238 193V194H237ZM254 195H253V194ZM262 193V194H261ZM10 194V195H9ZM113 194V195H112ZM145 194V195H144ZM248 194V195H247ZM261 194V195H259ZM18 195V196H17ZM20 195V197H19ZM135 195V196H134ZM211 195V194H210ZM209 195V196H210ZM250 195V196H249ZM3 196V197H2ZM7 196V197H6ZM9 196V197H8ZM23 196V197H22ZM25 196V197H24ZM30 196V197H29ZM123 196V198H122ZM236 196V197H235ZM258 199L260 200H255V199ZM19 198V199H18ZM26 198V199H25ZM148 198V199H146ZM216 198V197H215ZM235 200H234V199ZM248 198V199H247ZM251 198V199H250ZM254 198V199H252ZM11 199V200H10ZM239 199V200H238ZM246 199H247V202H246ZM3 200V201H2ZM15 201L16 200V206L19 207V204H20V208L16 207L15 206V203H10L12 201ZM193 199H191L188 204H191ZM215 200V199H214ZM5 201V202H4ZM13 201V202H14ZM8 202V204L6 205V203ZM32 202V203H31ZM145 202V203H144ZM245 202L247 204H251L253 205L252 207V210L249 211V209L247 208V204H245ZM261 202V203H260ZM11 205H10V204ZM19 203V204H18ZM24 203V204H22ZM61 204V202H58ZM255 203V204H254ZM2 204V205H1ZM22 204V205H21ZM36 204V205H34ZM215 204V205H214ZM4 205V206H3ZM9 205V206H8ZM159 205V206H158ZM200 205V202H196V204L194 205L193 207V213H195L194 217L195 219L193 218L192 222L195 221V222H191V227L189 229V231L186 232L187 229V217H189L188 215H190V213L188 214L187 212H185L184 214L180 215L179 217L177 216L178 212L179 211V208H176V209H169L168 211L164 210V211H161L158 213V215H156V221H155V215H152L151 217L149 216L148 217V220H150V223L153 224V221H154V227L153 229L155 230L154 233L156 235L154 236H159L160 235V241L158 239L159 242H157V239L156 237H154L153 239H151V242L153 241V244L155 247H158L160 245V252L161 253H165L166 252V246L168 244V242L170 241L169 238H166L164 237L165 235V231L167 230V236L169 234V232H171L172 228H173V224L176 222L174 221L177 217L178 219L180 218L182 220V225L180 224V227L178 229H176V239L173 241L174 242V245H172L170 247V254H169V257L171 256H174L176 257L175 255V247L177 248V246H180V249L182 248V252H184L187 248V246L189 245L188 244V241H187V238H192V230L194 232V230L197 231V236L192 240V243L193 245H195L194 249L197 250V248H199L197 245H199L201 247V250H199V252L197 253V258H194L193 259V264H199L200 263V260H203V259H210L211 256L214 255V251L217 252V249L218 247L220 246V244H222V242L220 241V233L219 231L217 230L216 232L213 230V226L211 227H207V225H201L200 223V217L204 218L205 219H210L208 216H211V214L209 213L208 216H205L203 215L202 213V209L203 207H199ZM209 205V204H208ZM213 205V206H212ZM8 206V207H7ZM12 206L16 207V208H13ZM23 206V207H22ZM214 207V214H218L216 211L217 209H219L218 207L220 206L219 204H217V202H213L211 203V205H209L208 207ZM38 207V206H37ZM211 207V208H212ZM258 207V208H257ZM25 208V209H24ZM185 208V207H184ZM189 208V205L186 206V209ZM235 208V209H239L238 213L236 212H233L232 209ZM260 208V209H259ZM18 209H21V210H18ZM64 209V208H62ZM137 209V208H136ZM198 209V210H197ZM244 209V210H243ZM259 209V210H258ZM23 210V211H22ZM32 210V211H31ZM243 210V211H242ZM22 211V212H21ZM31 211V212H30ZM40 211V212H39ZM195 211V212H194ZM208 211V210H207ZM19 212V213H18ZM29 212L31 213V215L29 214ZM164 212V213H163ZM198 212V213H197ZM204 212V211H203ZM246 212H251L250 214H248L247 216H245V213ZM44 213V214H42ZM175 213V214H174ZM200 213V215H199ZM212 213V212H211ZM165 214H167L166 217ZM252 214V215H251ZM173 215V216H172ZM250 215V217H249ZM52 216V217H51ZM158 216V217H157ZM170 216V218H169ZM245 216V217H244ZM252 216V217H251ZM26 217V219H25ZM176 217V218H175ZM31 220V221H30ZM52 220V221H51ZM214 223H219L221 221L220 219V216H217L215 215L214 216ZM219 220V221H218ZM166 221H168V223H166ZM178 221V220H177ZM44 222V223H43ZM263 222H264V217H263ZM37 224V227L35 226ZM131 223H126V224H123L121 225V227L119 226L118 228V235L115 234L113 235L112 232H109L107 236H109L110 239L114 237L120 239L121 238H127L129 236V231H127L128 227L130 226ZM199 224V225H198ZM42 225V226H40ZM85 225V227H84ZM82 226V229L80 231V234L81 236H83L85 234V232L88 230L89 226H90V223H86ZM147 225V222L144 223V222H141L139 224V227L136 229L137 232H139V238L137 239H133L134 240V243L132 244V239L130 238L128 241H126L127 245H128V249L130 251V259L132 260H137L138 263L136 264H141L142 262L145 261V258H144V261H143V258H141V255L144 254V248L145 247H141V240H142V233L145 229V226ZM172 225V226H171ZM123 226V227H122ZM27 227V228H26ZM172 227V228H171ZM193 227V228H192ZM194 227H196L194 229ZM30 228V229H29ZM125 228L124 232H123V229ZM32 229V230H31ZM67 229V230H66ZM132 229V228H130ZM152 229V230H153ZM248 230V226L246 228ZM245 229V232H248L247 230ZM61 230V231H60ZM63 230V231H62ZM151 230V231H152ZM204 230V231H203ZM235 231V230H234ZM30 232V233H29ZM22 233V234H21ZM82 233V234H81ZM210 233V235H208ZM238 233H243V232H238ZM26 234V235H25ZM36 234V233H35ZM199 234V235H198ZM56 235V237L54 236ZM208 236L207 239H203L202 242H197L198 240H201L202 237L204 236ZM22 236V237H21ZM24 236V237H23ZM33 236H36V235H33ZM118 236V237H117ZM166 236V237H167ZM181 236V238H180ZM200 236V237H199ZM50 237V238H49ZM169 237V236H168ZM45 238V239H44ZM83 238V237H82ZM158 238V237H157ZM256 238L257 236L254 237V239H252L251 241V247L248 248V249H245V252H247V254H250L251 252H255L257 253V249L259 248L260 249V245H261V242L260 243H256ZM37 239V240H36ZM53 239V240H52ZM117 239V240H118ZM140 239V240H139ZM180 239H183V243H179ZM6 240V241H5ZM41 240V241H40ZM139 240V241H138ZM177 240V241H176ZM5 241V243L3 244V242ZM29 242V243H28ZM36 242V243H35ZM47 242V243H46ZM186 242V243H185ZM195 242V243H194ZM207 242V243H206ZM7 243V244H6ZM45 243V244H44ZM65 243V242H64ZM191 243V244H192ZM49 244V245H48ZM150 244V243H148ZM159 244V245H158ZM190 244V245H191ZM202 244V245H201ZM225 243H223L222 245H224ZM260 244V245H259ZM106 245L109 246V243H105L104 244V247H106ZM3 246V247H2ZM107 246V247H108ZM140 246V247H139ZM197 246V248H196ZM44 247V248H45ZM77 247V246H76ZM74 247L71 251H73L74 253H72V261L70 264H79L80 261H81V257H83L81 255L80 252H82V250H79L78 248ZM131 247H134V248H137L138 251L136 253L134 252H131L132 248ZM174 247V248H173ZM38 248V249H37ZM140 248V250H139ZM205 248V249H204ZM35 250V251H34ZM263 250V249H262ZM172 251V252H171ZM28 252V253H27ZM181 251L178 252V254H181L182 253ZM232 251H230L228 249V251H226L225 253V258L226 260L228 259V261H231V258H232ZM250 252V253H249ZM133 253V254H132ZM239 253H242V251H238L234 257H233V263L232 264H253L254 262V259L253 258H250L249 255L248 257H246L245 255L241 258H238L237 256L239 255ZM52 253H50V251L47 249V251H45V253H43V256L42 258H49V256H51ZM117 254V253H116ZM238 254V255H237ZM138 257V258H137ZM41 258V259H42ZM71 258V257H70ZM69 258V259H70ZM88 258H91L88 257ZM244 258V259H243ZM38 258H33L32 260H30L28 262V264H52V261L50 262H45L44 260H41V259H38ZM154 259H156V257H154ZM29 260V259H28ZM94 260V259H90L88 260L89 263H87V260H84V263L83 264H92L91 262ZM140 260V261H139ZM247 260V261H246ZM169 261H173V259H169ZM17 262V261H16ZM31 262V263H30ZM121 262V261H120ZM119 262V263H120ZM65 262H61L59 264H64ZM131 264V263H129Z\"/></svg>", "mask_w": 264, "mask_h": 264}, {"label": "snow or ice", "instance_id": "obj_3", "mask_svg": "<svg viewBox=\"0 0 264 264\" xmlns=\"http://www.w3.org/2000/svg\"><path fill=\"white\" fill-rule=\"evenodd\" d=\"M3 0H0V3H2ZM69 0H40V5L41 6H46L48 3H52L53 6H56L57 3H59L60 7H65L67 6ZM72 5L76 7H91L92 4L98 2V0H71ZM126 2H130L132 4H140L143 3L145 5H150L152 8L156 9V15H161L162 11L161 9L169 8L172 6L173 3L176 2V0H160L159 3L154 2V0H126ZM27 7V5H26ZM12 9V3L11 0H9L7 6L3 7V11L0 12V29H7L9 26L18 28L19 31L25 32L26 34H31L33 36H36L40 40H44V37L40 36L38 33L32 31L30 28H25L23 26H18L7 19H5V14H8L10 10ZM39 11V8L36 9ZM174 14V13H169ZM55 15V13H53ZM167 18V17H165ZM63 19H67V17H64ZM57 23L60 24V21H56L52 19V16H45L42 18L39 23L44 24V23ZM152 26L155 27V22L153 21ZM107 32L112 33V28L111 26H108L106 29ZM71 47H68L67 45H62V47H66L67 51L66 52H59L57 51L55 54L56 55H63L65 59H69L72 63L77 64L80 67H87L90 66L93 63H110V64H117L119 63V59L115 55V51L111 45L108 44L107 41L97 43L95 40H91V42L85 41V42H79V43H74V42H68ZM197 60L196 56L186 58L182 63L187 66L192 63H195ZM261 62L264 63V57L261 58ZM167 61L161 64V66H164ZM197 76V73H189L187 76H181L179 79L181 81H186L187 83H191L192 79H194ZM238 81H233V83H236ZM203 83V82H202ZM180 90L183 92L186 90V84H181L180 85ZM201 96H205V93L201 92ZM246 96L248 94H245ZM2 99V98H0ZM7 99L11 100L13 97H8ZM207 99H211V97H206L204 102H207ZM243 99V97L241 98ZM166 102H174L172 100H168ZM239 102V100L237 101ZM191 106H199V103H196ZM40 111H45V109H40ZM238 194V193H237ZM249 211L252 210L253 205L247 204L246 205ZM233 212H238V209L233 208ZM246 215V214H245ZM255 219V218H253ZM248 220H241V221H233L231 222V226L234 228L235 231L237 232H245V229L248 224ZM247 234V233H245ZM210 235V233L208 234ZM208 236L202 237L201 240H198L197 242H202L203 239H207ZM2 239V238H0ZM264 241V230H262L257 238H256V243H260ZM182 251V249L177 246V252ZM174 256L168 257V259H174ZM162 264H163V258H161ZM215 264V262H214ZM242 264V262H241Z\"/></svg>", "mask_w": 264, "mask_h": 264}]
</instances>
